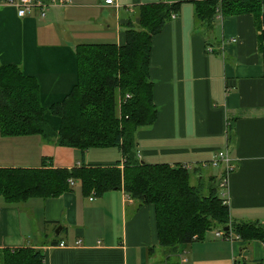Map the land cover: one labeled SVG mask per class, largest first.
Returning <instances> with one entry per match:
<instances>
[{"label":"crops","instance_id":"crops-1","mask_svg":"<svg viewBox=\"0 0 264 264\" xmlns=\"http://www.w3.org/2000/svg\"><path fill=\"white\" fill-rule=\"evenodd\" d=\"M36 1L47 5L17 16L14 5L0 0V64L12 63L34 79L40 107L46 108L75 84L76 44H122L130 11L157 0ZM192 7L183 0L149 38L147 77L156 116L152 124L134 130L136 158L194 168L191 178L212 180L216 187L224 179L218 194L225 199L229 221L259 224L264 220L260 23L251 13L224 14L214 19L206 44ZM44 121L58 126L54 115H44ZM218 152L232 166L218 159L216 173L204 170ZM94 153L97 162L89 160V148L80 152L55 145L36 133L7 135L0 127L2 168H36L40 160L56 168L106 166L120 157L116 149L111 162H103L107 151ZM79 187L72 181L58 196L14 204L0 197V249H38L43 264H178L179 255L185 259L180 264H263L261 240L221 239L215 230L171 259L156 242L151 203L138 204L121 189L94 195Z\"/></svg>","mask_w":264,"mask_h":264},{"label":"trees","instance_id":"trees-1","mask_svg":"<svg viewBox=\"0 0 264 264\" xmlns=\"http://www.w3.org/2000/svg\"><path fill=\"white\" fill-rule=\"evenodd\" d=\"M183 0L137 5L124 27V42L81 43L74 50L75 84L62 99L41 108L34 79L16 65L0 64V127L4 134H40L47 142L85 151L113 147L120 157L106 166L56 168L40 160L36 168L0 167V197L14 204L28 197H55L77 181L84 194L100 195L121 189L138 204H152L156 242L171 259L192 241L213 229L230 231L242 239L261 240L262 223L230 222L218 187L202 179L191 184L195 169L138 160L134 130L154 122L147 62L150 36L175 15ZM193 7L194 23L206 44L213 21L224 14L251 13L260 23V52L264 76V0H185ZM217 15V16H216ZM58 118L51 127L44 115ZM197 180V178H195ZM264 249V247H263ZM42 252L32 247L0 249V264H43ZM264 264V261H263Z\"/></svg>","mask_w":264,"mask_h":264},{"label":"built area","instance_id":"built-area-1","mask_svg":"<svg viewBox=\"0 0 264 264\" xmlns=\"http://www.w3.org/2000/svg\"><path fill=\"white\" fill-rule=\"evenodd\" d=\"M55 1L58 4L62 3V0H49V3ZM104 3L106 4H110L112 3L113 0H103ZM5 3H9L10 5H14L16 7V15L20 16L22 13H25L27 11H29V9L31 7H33L34 5H37L40 9H43L47 4H43L40 3L39 1L36 0H5ZM41 14V13H40ZM206 49H208V47H205ZM222 152H218L215 155V158L212 159L209 163L211 165H215L218 159L223 160L227 165V167L232 166L231 163L228 162L227 158H225L224 155H222ZM70 184L72 183V181H70V179H68ZM224 183V179H221L217 185L219 186V188L224 187L223 185ZM215 237H220L221 239H228L230 240L233 237H236V235H233L230 231L228 232H224L223 230H215L214 233ZM184 260L183 259H179L178 264L182 263Z\"/></svg>","mask_w":264,"mask_h":264},{"label":"rangeland","instance_id":"rangeland-1","mask_svg":"<svg viewBox=\"0 0 264 264\" xmlns=\"http://www.w3.org/2000/svg\"><path fill=\"white\" fill-rule=\"evenodd\" d=\"M217 16V15H216ZM217 18H219V17H217ZM99 148H106V149H98V148H96L95 146H94V148H89V150H90V155L92 156V157H90L89 158V160H94V158H96L95 156H97L96 155V153H94V151H107V153H108V155H107V159H106V161H103V162H111L110 160L112 159V158H114V156H115V153H116V149H114L113 147H109V146H107V147H99ZM92 153H94V154H92ZM117 156V155H116ZM98 157H100V158H103V157H105V154H102V155H99ZM114 160V159H113ZM94 161H96V160H94ZM94 161H92V162H94ZM97 162V161H96ZM184 166V165H183ZM206 169H208V170H211V172H214V173H216V170H217V167H215V165L214 166H211V165H208V166H206L205 168H204V170H206ZM190 181H191V184H194L196 181H195V179L194 178H190ZM204 180H202V182H203ZM72 184V183H71ZM202 185H206V183H202ZM213 232V229H211V230H209L208 232H206V234L205 235H211V233ZM164 253H169V252H166V250H165V252ZM178 253H177V257H178ZM179 259H183L184 261H185V259L184 258H181V256L179 255V258H178V260ZM183 261V262H184ZM182 262V263H183Z\"/></svg>","mask_w":264,"mask_h":264}]
</instances>
